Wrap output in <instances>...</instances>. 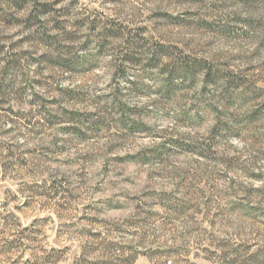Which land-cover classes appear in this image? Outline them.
I'll use <instances>...</instances> for the list:
<instances>
[{"label": "clouds", "instance_id": "1", "mask_svg": "<svg viewBox=\"0 0 264 264\" xmlns=\"http://www.w3.org/2000/svg\"><path fill=\"white\" fill-rule=\"evenodd\" d=\"M0 264H264V0H0Z\"/></svg>", "mask_w": 264, "mask_h": 264}]
</instances>
